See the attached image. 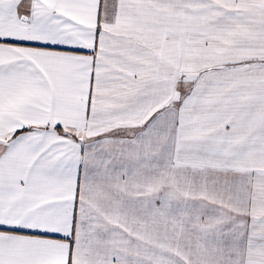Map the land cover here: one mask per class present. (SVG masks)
I'll use <instances>...</instances> for the list:
<instances>
[{
	"label": "snow or ice",
	"instance_id": "snow-or-ice-1",
	"mask_svg": "<svg viewBox=\"0 0 264 264\" xmlns=\"http://www.w3.org/2000/svg\"><path fill=\"white\" fill-rule=\"evenodd\" d=\"M0 264H264V0H0Z\"/></svg>",
	"mask_w": 264,
	"mask_h": 264
}]
</instances>
